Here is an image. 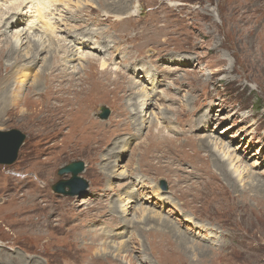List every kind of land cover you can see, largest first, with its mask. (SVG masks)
I'll list each match as a JSON object with an SVG mask.
<instances>
[{
	"label": "rangeland",
	"instance_id": "374dc122",
	"mask_svg": "<svg viewBox=\"0 0 264 264\" xmlns=\"http://www.w3.org/2000/svg\"><path fill=\"white\" fill-rule=\"evenodd\" d=\"M75 1L69 8L60 3L58 16L52 10L63 26L50 31L47 51L53 41L57 48L49 60L53 73L41 74L36 91L32 81L49 56L42 53L43 60L22 78L16 74L21 62L1 56L10 43L0 45V83L11 73L14 82L22 80L13 89L19 104L2 110L0 131L26 136L16 162L0 165V264L14 257L15 263L23 257L39 264H264V0ZM36 4L23 12L34 11ZM65 12L74 23L88 22L86 29L127 60H119L118 52L110 55L108 77L100 70L103 52L88 53V62L97 61L89 67L81 63L85 68L76 77L63 69L65 46H58V37ZM130 12L133 17H126ZM31 47L15 55L21 58ZM11 62L15 71H9ZM131 64L156 73L159 86H143L162 100L152 101L137 133L126 109L132 98L124 75ZM100 106L110 112L106 121L97 117ZM201 115L206 119L200 124ZM206 137L217 144V157L223 156L220 143L228 147L233 178L202 146ZM116 141L123 152L114 170L122 179L114 178L104 158ZM75 161L84 164L80 177L87 189L74 197L54 194L51 185L70 178H59L57 171ZM137 183L145 186L148 204L142 207L160 214L199 249L185 251L163 227L139 222L135 200L125 213L115 212L129 191H138ZM109 232L113 240L94 238Z\"/></svg>",
	"mask_w": 264,
	"mask_h": 264
},
{
	"label": "bare ground",
	"instance_id": "6f19581e",
	"mask_svg": "<svg viewBox=\"0 0 264 264\" xmlns=\"http://www.w3.org/2000/svg\"><path fill=\"white\" fill-rule=\"evenodd\" d=\"M60 1H62V0H0V2L2 4L11 6L10 9H6V10L1 9L2 6H0V45L3 44L5 41H6V45H8V43H10V45H8L7 48L5 47L6 49L3 50L5 52L0 51V54L2 52L1 56L5 55V57L4 56L3 57L7 61H9L11 58L14 57L13 62H21V65L19 66V70L16 72V74L21 73V77L25 78L27 76L29 70L35 68L34 66H36V65L34 63H39L40 60H43L42 59L43 57L40 58V55L42 53H45L46 55L49 56L48 60L45 57V59L43 60V64L40 65V67L36 71V74H35L34 79L32 81L33 82V85H32L33 91L34 90L36 91L37 88H39L41 86L42 81H41V79H39V77L41 78V76H42L41 74H44L47 70H49L48 72H50L51 65L49 63V60L52 59V57H54L55 52L57 51V48L55 47L53 40H52L53 45H52V43H49V45H48L51 53H49V51H47L46 46H47V41H50V38H49L50 31L54 30V27L60 28L63 26V24L55 23L56 20L54 19V14L52 15V10H54V12L58 16L57 11L59 9L58 5L60 3H61L60 5H63L64 7L68 6V8H69V5L70 6H73L74 4L76 5V3H74L72 5V0H66V1L63 0L62 1L63 3ZM79 1L80 0H77L78 3H79ZM84 1H86V0H84ZM29 3L33 4L32 7H34V4H36V3H38V4H36L34 11L23 12L27 8ZM80 3H81V1H80ZM114 3H115V1H114ZM108 4H110V3H108ZM79 7H76V8H79ZM109 7H111V5ZM17 8H18V10L16 12ZM126 8H127L126 6H122L120 8L121 12L125 13ZM65 11H67V10H65ZM5 12H7L8 14H4ZM132 13L130 12L129 14H127L126 17H128V18L133 17V16H129ZM67 15H68V12H65L64 17ZM116 17L119 18V16H116ZM63 19L65 21V23H64L65 28L60 29L61 30L60 36L58 37V39L60 41L58 43V46H60V45L65 46V58L60 63V65L63 69L69 70L74 77H76V75H78L79 72L83 71V69L85 68L84 64L87 65V67H89L90 65H92L93 62H95L96 59L95 60L92 59V63L88 62V56L86 57V55H89L88 53L99 54V53L103 52L99 56L100 60H101V62H99L100 63V70L102 73L107 72V77L110 75L109 73H111V72H108V70H107L108 64L106 63L107 60L110 59V55H112L114 57V53L118 52L117 56L120 57L119 60H127V59L122 58L120 52L115 50L114 46L107 48V46H105V44L102 42V39L99 40V35L96 31L92 30L91 28H88L85 30L87 25H88L87 27H89L88 22H83L80 24V23H74L75 21L73 22V19H72V21H71V19H67L66 17ZM8 28L10 31L7 30ZM45 29L49 30L48 33L44 32ZM65 29H69V30H66L68 32H65ZM72 37L73 38H80L79 41H82V43L79 45H76V41H71V40L68 41L67 40L69 38L72 39ZM2 38H4V40H1ZM110 39H111L110 37H105L103 39V41L106 43H110L109 42ZM90 42H93V44H90ZM28 45H32L31 50L25 51L24 56L21 58H18L15 55V53H19V50H21V48H23L24 46L27 47ZM76 46H79V48ZM91 47H93V48H91ZM0 49H2V47H0ZM104 53H105L106 57H105ZM85 57H86L87 61L85 60ZM167 59H168L167 62H169L173 66L178 64V59L168 58V57L166 58V60ZM0 60H2V59L0 58ZM28 60L30 61V63H27ZM76 60L79 62L78 65L77 66H71L72 62H76ZM190 60L191 59H189L188 61L190 62ZM13 62H11L9 65L7 64L9 67V71L12 69H13V71L16 70L13 66L15 63H13ZM161 62L163 64H165L164 61H161ZM81 63H84V64H81ZM118 64H119V62H116V61L114 62L113 65L111 64L112 66H114L112 68L113 71L116 70L114 68L116 66H118ZM30 66H32L31 69H30ZM127 67H131V71L128 74L124 75V77L126 79V86L128 88L127 94L132 98L131 99L132 101L131 100L127 101L128 108L126 105L125 106H126L127 111L130 114L131 126L134 124L137 127V129H136V133H137L139 131L138 129L141 128L145 124V118L147 115L146 110L149 106H152V104H153L152 101L157 104L159 102H162V100L160 98L156 99L155 96L154 97L152 96V92L155 91L154 89L146 90V88L143 86V84H145V82H147V85L151 86L152 88L158 87L159 85L157 84L156 73H152V71L149 73L148 67H143L141 64L140 65H132L131 64L130 66L127 65ZM25 68H27L28 70H26ZM138 72L143 73V77L141 79H139L140 77L138 75ZM50 73H53V72H50ZM56 76H57V74H56ZM16 79H18V82L13 81V77H12V73H11V74H7L5 76V79L3 80L4 83L3 82L0 83V116H1L2 110H6V108L8 106L14 107V106H17L19 104L18 98H20V97H18L17 94L14 95L13 91H15L16 89H19L17 84L21 85L20 83L22 82V80L19 78V76ZM142 80H144V81H142ZM14 85L16 86L15 90H13L15 88ZM130 97H128V98H130ZM157 115L158 114H155V121L159 120L156 118ZM204 119H206V116L201 115L198 119V122L199 123L203 122ZM206 127L204 129L202 128L203 131L206 130ZM111 145L112 146H111L110 150L108 151L107 155L104 156V158H105V161L111 162L109 164V168L112 169L113 170L112 172H114V175H116L115 177L114 176L113 177L116 179H118V178L122 179L123 178L122 175L117 174L118 172H116V170H114V164H117L116 160L122 154L123 147H120V148L116 147L119 145L118 141H116L115 143H112ZM216 145L217 144L213 145L208 140L207 137L202 140V146L207 148L209 150V152L212 153L213 158L216 157L215 161H217V163L219 165L218 167L225 172L224 174H227L226 177L228 176L231 179L233 177H232L231 172L228 171V166L231 168V163H232L234 158L232 159V155H231V152L229 151L228 147L224 146L221 143L219 145H220V150H222L223 156L217 157L214 154ZM115 152H118V153H117V155L114 156ZM110 157H112L114 159V161H110ZM226 160L229 162L228 165L225 164ZM225 168L227 170H225ZM127 177L132 182V179H133L132 172L130 173V175L127 174ZM136 178H137V176L134 177V179H136ZM230 179L227 182L232 183V180H230ZM131 182L127 183L128 186L131 185ZM136 187L138 188V191L136 190V192L135 191L132 192L133 189L131 191H129V193L126 194V197H125L126 200H124L123 202L120 203L121 206L116 207L115 212L120 214V212L118 210L121 208V210L123 209L124 213H125V211H126L125 208H127V205L130 203V201L135 200V203H133V205L138 207L136 209H137V217L139 218L138 219L139 222L141 221L145 225L147 222L153 221L155 224H157V226L163 227L164 231L167 234L171 235V237L174 239V241H176L177 244L182 246V249L185 251L186 250L189 251L190 249H199L200 248V247L195 248L196 246L192 245V244H191V246H189L187 244L189 242L185 239V237L183 235H181L178 232V230L176 229V227L174 225H172L169 222L168 223L165 222L166 219H163L160 214H157L156 212L151 211L150 209L148 210V209H145L144 207H142V206H145V204H148L147 198L144 197L145 186L142 183H137ZM136 195H137V198H136L137 200L135 199ZM140 195L143 196L142 199H140ZM137 203H138V205H137ZM163 204L165 205V203H163ZM140 207H142V208H140ZM123 210L121 211V213L123 212ZM88 233H90V231ZM94 238L95 239H103V240L106 239V241L107 240H113L114 239V232L104 233L103 235H95ZM105 246H109V245H105ZM105 246L103 247L102 251L108 252V248ZM123 246H124V251L128 252L129 250H128L127 246L126 245H123ZM114 251H116V250H114ZM117 251L120 252V250H117ZM104 254H105V256L111 255L110 253H104ZM15 260L16 259L14 257L13 260L11 259V261H9L10 262L9 264H39L38 261H36V260L34 262L32 260V263H28V262H26L27 260L24 261L23 257L19 258L17 263H15ZM5 261H7V259ZM12 262H14V263H12Z\"/></svg>",
	"mask_w": 264,
	"mask_h": 264
},
{
	"label": "water",
	"instance_id": "95a60500",
	"mask_svg": "<svg viewBox=\"0 0 264 264\" xmlns=\"http://www.w3.org/2000/svg\"><path fill=\"white\" fill-rule=\"evenodd\" d=\"M100 112L99 119L106 120L109 116V111L101 107ZM24 140L25 136L18 130L0 131V165L11 166L16 162ZM83 170L84 165L81 162H74L61 168L57 175L62 177L70 174L71 178L68 181L57 182L52 186L51 190L57 195L66 197H74L85 191L88 184L78 177ZM160 188L163 191L167 190L166 185L162 183H160ZM66 189H68V191H66Z\"/></svg>",
	"mask_w": 264,
	"mask_h": 264
}]
</instances>
